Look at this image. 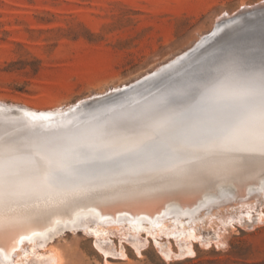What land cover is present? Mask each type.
<instances>
[{
  "label": "rangeland",
  "instance_id": "1",
  "mask_svg": "<svg viewBox=\"0 0 264 264\" xmlns=\"http://www.w3.org/2000/svg\"><path fill=\"white\" fill-rule=\"evenodd\" d=\"M257 2L264 0H0V101L51 111L76 105L111 83L127 81L126 87L193 49L198 33L213 28L219 17ZM136 74L140 76L131 80ZM261 184L264 160L258 154L250 155L243 166L221 157L209 169L182 176L148 166L101 169L86 178V194L65 191L0 205L5 220L0 234L19 240L105 203H121L124 211L141 209L148 197L163 198L160 202L166 209H188L223 191L254 200L250 215L261 220ZM240 212H229L217 223L208 224L207 218L194 225L193 235L199 240H192V254L178 255L174 237L162 234L157 240L169 243L166 249L177 254L169 260L144 230L135 234L141 239L136 248L110 228L107 238L113 253L109 254L96 247L94 224L86 230L65 229L48 244L60 248L59 264H264V218L242 226L239 221L250 219ZM4 248L0 245V250Z\"/></svg>",
  "mask_w": 264,
  "mask_h": 264
},
{
  "label": "snow or ice",
  "instance_id": "2",
  "mask_svg": "<svg viewBox=\"0 0 264 264\" xmlns=\"http://www.w3.org/2000/svg\"><path fill=\"white\" fill-rule=\"evenodd\" d=\"M152 87L159 93L155 103L131 116L140 130L118 144L97 143L95 131L64 133L51 117L25 113L28 129L0 135V205L65 191L86 194V178L101 169L148 166L182 176L225 156L234 166L252 154L264 160V57L257 63L243 49L218 48ZM136 103L124 97L114 106ZM35 236L46 233L22 236L18 244Z\"/></svg>",
  "mask_w": 264,
  "mask_h": 264
},
{
  "label": "bare ground",
  "instance_id": "3",
  "mask_svg": "<svg viewBox=\"0 0 264 264\" xmlns=\"http://www.w3.org/2000/svg\"><path fill=\"white\" fill-rule=\"evenodd\" d=\"M255 4H253V6H247L232 15L219 17L213 28L211 27L208 31L206 30L198 33V36L194 40L197 44L193 49L185 52L182 57L180 56V58L169 61L161 65L160 68L157 67L152 74L145 75L126 87L124 84H127V81H121L118 85L113 83L110 84L112 86L107 85L104 87V85L103 89L94 94H88L87 97L84 96V99H81L79 103H77L80 105L79 108L86 109L90 105L100 106L103 104H110L114 106L116 97H119V100H122L124 97H130L135 101L137 100L138 103L125 105V107L118 110L120 112L128 110L124 113L125 115L123 118L112 114L107 118V121L102 120V117H97L85 123L82 121L75 123L74 121L77 120L74 118V121L72 120L73 123H75L72 124L74 125L73 127L75 129L81 127L87 128L90 126L95 128L98 124L96 130L92 128L98 136L95 137V141L100 144H118L121 136L140 130V125L131 120V116L155 103L159 93L152 85L162 77L196 64L205 57L207 53L218 48L228 50L243 49L259 63L261 57H264V2ZM210 30L211 32H209ZM194 41H192V43ZM138 76H140V74L133 77V79L131 78V80L138 78ZM120 85L124 87L118 88ZM108 89L109 91H107ZM111 89L113 90L110 91ZM142 97L146 98L139 101ZM2 105H8V107L16 106L38 112L23 105L0 101L1 108H3ZM74 107L75 105H70L67 109L62 108L39 112L43 114L60 112L61 115L56 117L57 119L53 121L62 122L65 117L64 115L71 113L70 109ZM62 113H64V115ZM90 116L91 115L87 118H90ZM58 118L60 119L58 120ZM29 127L30 123L27 124L23 121L21 117H19L17 111H0V135H3L6 130L16 135V130L23 131ZM40 170L41 172L44 170L43 164H41ZM218 196L219 197L211 196L202 200L200 203L197 202L192 206H187L188 209L178 206L166 209L165 205L160 202L164 200L161 197H155L150 200H148L150 198L148 197V199L142 202L143 207L141 209L126 210L128 212L124 211L125 206L121 203H105L101 208L81 213L75 217V219L65 220L64 222L42 227L38 229L37 233H46V236H35L32 240L25 241L23 244H18L19 240L14 239L11 241L12 238L0 234V245L5 247L3 251H0V264H59L63 260L61 250L58 246L48 244V242L55 237H59L65 229H71L73 231L76 229L86 230L89 229L88 225L90 224L95 225V228H93L95 245L104 254L113 253V246L109 238H107L110 233V228H116L117 233L119 232L126 236L120 239L130 240L132 245L136 248L139 247L137 243H139L141 239L135 234L144 230L147 234L151 235L158 250L169 260L177 256V254L174 252L170 253V251L166 249L165 246L170 245L169 243L157 240L161 238L162 234L165 236L172 235L174 237L179 247L178 255L192 254L195 252L192 240H199V237L193 235V231H195L194 225L200 222L206 223L207 218L210 219L209 222H207L208 224L217 223L223 215L229 212L234 210L236 212L242 211L238 208L246 210V212L240 213L246 215L250 219L247 221H239L238 223L242 226H253L264 218L262 210L259 212L261 220L258 219V216L253 217L250 215L249 211L254 206V200L249 201V199H240L236 194H229L226 191L221 192ZM193 207L195 208L191 209ZM187 238L191 241L187 242L185 240ZM215 243L216 245H220L219 239H217ZM222 243H225V240H222ZM120 245L121 252L123 251L122 253L128 257L125 246L123 244ZM32 255L35 256L27 261L26 259Z\"/></svg>",
  "mask_w": 264,
  "mask_h": 264
},
{
  "label": "water",
  "instance_id": "4",
  "mask_svg": "<svg viewBox=\"0 0 264 264\" xmlns=\"http://www.w3.org/2000/svg\"><path fill=\"white\" fill-rule=\"evenodd\" d=\"M228 23H231V22H228ZM226 23V24H228ZM119 97H116V101H118ZM146 97H142L139 99V101H141L142 99H145ZM137 101V100H136ZM138 102V101H137ZM79 105V104H76L75 107L73 109H76V106ZM125 105H128V104H125ZM125 105L123 107H125ZM3 108L0 107V111H17L18 112V115L19 117H21V119L23 121H25L27 124H29V119L28 117L25 116V113H31V114H35L37 116L39 115H45V116H49L52 118L51 120V123L53 124L54 127H57L59 128V126H63L60 130L64 133H74V132H86V131H93V129H97V125L95 126V128H93V126L91 127H81V128H78V129H75L72 125V124H75L76 122H80L82 121L83 123L85 122H89V121H92L94 118H97V117H102V120L104 121H107L108 117L110 115H116V116H119V117H122L125 115L124 113H126L127 111H118L120 108L122 107H115V106H112L110 104H103V105H100V106H96V105H90L88 108H78L74 111H71V113H68V114H65L62 113L65 117L63 118V121L62 122H56V121H53L54 119H57L56 117L60 116L61 113L60 112H54V113H48V114H43L41 112H34V111H31V110H27V109H23L21 107H16V106H13V107H8V105H2ZM73 107V106H72ZM71 107V108H72ZM111 113V114H110ZM89 115L90 118H87ZM72 116V117H71ZM71 117V118H70ZM75 118V120L77 121H74L73 119ZM77 118V119H76ZM86 118V119H85ZM92 118V119H91ZM60 118H58L59 120ZM78 119H84V120H78ZM75 123H73V121ZM101 120V121H102ZM100 121V122H101ZM103 122V121H102ZM70 128V129H69ZM93 128V129H92ZM102 135V134H101ZM95 137H98L97 135Z\"/></svg>",
  "mask_w": 264,
  "mask_h": 264
}]
</instances>
